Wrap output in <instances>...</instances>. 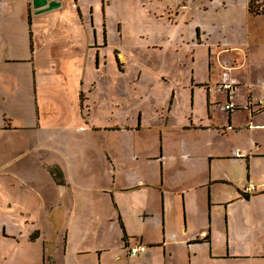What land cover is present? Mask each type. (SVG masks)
<instances>
[{"label": "crops", "instance_id": "crops-1", "mask_svg": "<svg viewBox=\"0 0 264 264\" xmlns=\"http://www.w3.org/2000/svg\"><path fill=\"white\" fill-rule=\"evenodd\" d=\"M58 1L60 6L45 12L50 16L53 10L68 13V26L44 29L33 26L29 31V42L31 39L33 44L29 55L24 45L21 50L16 49L18 34L12 26H7L9 21L3 31L0 30V47L17 51L8 55V60L29 63L21 73L29 79L30 110L27 125L12 126L1 108L0 116L4 120H0V147L4 152H0V158L8 157L3 159L1 169L6 166L10 172L11 161L15 159L17 170L35 169L45 152L55 160L39 168L50 175L46 173L49 180L45 198L52 203L50 209L43 207L46 218L42 215L41 225L29 229L25 223L24 226L16 224L0 207L3 231L11 221L18 235H27L29 244L38 242L36 252H43L46 233L52 231L50 216L60 221L58 212L56 215L49 212L60 210L63 221L50 242L53 250L56 235L61 232L66 237L64 241L56 239L58 254L52 253L53 264L63 261V248L68 244L71 264H109L110 258L125 261V264H229L234 259L242 260L243 264H264V152L258 153L250 147L229 148V142L212 140L214 131L241 130L240 112L233 111L248 108L249 99L264 93V13H253L249 0H173L171 5L167 0H150L151 4H161L153 7L156 11L174 8L177 19L183 17L179 23L177 20L166 23L172 32H164L160 24L157 32L155 28L145 32L146 51H150L152 61L161 64L163 69L154 74L151 90L137 92L135 106L130 109L131 117L124 114L123 121L116 94L109 92L107 102H100V94L86 89V85H95V81H91L93 77L85 82L88 67L105 66L109 56L121 72L122 59L119 58L123 57L110 33L114 27L123 36L125 26L121 13L112 10L110 0ZM24 3L27 5L24 15L33 23L34 16L40 13H35L31 0ZM157 13L156 21L166 22L164 15ZM97 18H100L99 27L95 25ZM205 18L209 21H203ZM217 19L229 21L218 22ZM125 21L131 27L143 25L140 20L134 23L131 15ZM187 28L194 39L187 38ZM139 35L143 37V32ZM39 49L50 52L42 55ZM43 58L54 69L50 71L54 76V91L49 109L55 106V114L66 113V109L69 112L68 123L63 125L48 126L39 117L41 97L36 86L39 74L34 73L33 67ZM57 67H66L62 76H71L69 86L64 88L71 89L68 94L57 85L58 75L61 76ZM254 75L257 79L251 84ZM222 81L234 84L230 94L218 88ZM215 93L222 98L215 97ZM8 96L6 92L0 93V105ZM200 99L204 100V118L198 108L194 110L196 104L200 107ZM63 100H66L65 108H62ZM228 100L238 105L231 112L224 109ZM218 106L227 114L222 123L212 117ZM112 107L114 111L108 113L119 116L114 123L88 122V115L94 110L106 113V109ZM79 117L87 122H80ZM54 129L76 130L83 138H70L67 143L61 138L57 141L52 138ZM144 131L153 134L145 139ZM186 132H193L194 138L188 139L184 136ZM203 135L206 138L203 139ZM52 140L54 144L49 145ZM53 148L64 154L63 164L54 159L58 151ZM89 148H94L92 155ZM234 164L246 168V181L233 180ZM58 167L63 171L62 176L55 173ZM250 183L253 189H247ZM59 185L69 190L68 217L61 207L63 200L58 197ZM232 188L235 195L229 198ZM233 205L241 206L240 217L233 214ZM101 206L106 216L102 221L112 224L108 231L98 235L100 245L105 247L79 246V241L85 237L82 229L85 213ZM67 218L74 226L68 236L64 232ZM117 223L121 232L117 229L114 236L112 232ZM77 224L79 233H76ZM259 224L261 227L257 228ZM136 242L145 244L147 250L128 260L124 257L126 248ZM115 251H123L124 258L115 257ZM113 252V257H109Z\"/></svg>", "mask_w": 264, "mask_h": 264}, {"label": "rangeland", "instance_id": "rangeland-1", "mask_svg": "<svg viewBox=\"0 0 264 264\" xmlns=\"http://www.w3.org/2000/svg\"><path fill=\"white\" fill-rule=\"evenodd\" d=\"M10 1L12 0H0V30L3 31V29L6 27L7 21H9L7 26H12L14 28V31L18 34V36L16 35V39L18 40L19 45L16 46V49L21 50L24 45L25 53L28 55L31 53V48L33 47L31 39L29 42V31L33 30V26L38 29H44L49 26H68L66 20V17H68L69 15L68 13L64 15L58 13V11L56 10H53L50 11L53 12V16H50L47 12H41L40 14L34 16L32 23L31 21L29 22L27 14L24 15L27 9V5L24 3V0H14L17 3H12ZM167 1L169 5H171L173 2V0ZM110 3L113 11L116 9L121 13L123 19L122 22L125 26V31L122 37L119 33L116 32L114 27L110 32L112 38L116 39L118 43V46L116 48L121 51L120 57H123L119 58L122 59L121 72L118 71L120 70L119 68H116V62L112 60L111 56H109V59L107 60V64H105V66H101L99 69H96L94 65H90L88 67V76L85 77V82L87 83V80L90 79V76L93 77L91 81H95V85H92V83L91 86L87 87L86 85V89H90L95 95L100 94V99L98 100L100 102L106 103L107 97L109 96L108 93H115L119 98V108L121 109V112L123 114L122 120L124 121V114H127L128 118L131 117L130 109L135 106V103L137 101V92H148L149 90H151V85H154L151 82L154 74H158L159 71L163 69L161 64H156L152 61L150 51H146V45L144 43L146 38L145 32L147 31V29L153 30L154 28L156 31L158 24H160L164 32L171 31L166 27V23H168L170 20H177L179 23L183 16L177 19L178 13L174 8L165 10L159 8L157 11L164 15L163 20L166 19V22H157L156 18L158 19L159 17L155 16H158V13L153 7H155L156 5L160 6V3L151 4L150 0H110ZM96 5L97 3H95L93 7L96 8ZM153 10H155L156 15H154V13L152 12ZM243 10L245 11L246 9ZM101 12L102 10L98 12L99 15L101 14ZM129 15L133 16L134 23H136L138 20L142 21V27L136 28L128 26L125 18ZM98 19L100 18H97L95 20L96 27H99ZM203 21L209 20L205 18L203 19ZM216 21L224 22L229 20L217 19ZM163 23H165V25H163ZM174 24L177 25V23L175 22ZM141 32H143V37H140L139 35V33ZM186 36L189 39H194L191 36L189 28H187ZM15 52L17 51L0 47V93L6 92L9 95L8 98L3 100L2 105H0V112L2 109L3 111H5L6 120L7 122L11 123L12 126L27 125L30 119L28 97L29 92H27V89H29V79L27 75L21 73L22 68L24 66L28 67L29 63L9 61L7 56L14 55ZM46 52L48 53L50 52V50L39 49V54L43 55ZM113 63H115V65ZM50 67L51 64L46 58H43L40 64H37L36 67H33L34 73L37 75L39 74L36 82V86H38V96L41 97L39 117L41 118V121L45 123V125L51 126L54 123H62L63 125L68 123V110H64L66 111V113L63 114H55V106H52V108L49 109L51 96L54 91V76L52 72H50L54 69H51ZM66 69V67H57L58 72L61 74V76L58 75L57 85L62 91H66L64 90V88L66 89V87H68L70 83L69 78L71 76H62ZM138 75L140 77L139 79H137ZM186 77H188V74L186 75ZM250 83L253 84L255 82H253L252 80V82L250 81ZM210 85L214 86V84L212 83ZM255 90L258 93V85L255 86ZM68 92H71L70 88L66 91L67 94ZM215 97L222 98V95H218L217 93H215ZM254 98H256V96H254ZM199 102L200 107H198V105L196 104L194 110L198 108L201 116L204 118V100L200 99ZM63 104L64 106H62V108H65L66 100H63ZM190 106L191 103L188 102V110H190ZM258 108L259 107H254V109L244 108L233 111L240 112L239 119L243 123L239 126L242 127L241 130H236L229 133H224V130L214 131L212 133V140L215 142H229V148L232 147L235 149L236 147L237 149L241 148L245 150L246 148L250 147L254 151H259L258 153L264 152V111ZM106 111L107 112L104 113L102 110H100L99 112L97 109L94 110V112L88 115V122L95 125L114 123L115 119H118L119 116H117L116 114L110 115L108 113L110 111H114L113 107L110 109H106ZM226 116L227 114L223 111L222 107L219 106L217 107V111L214 110L212 112V117L217 123H222L225 120ZM187 117L189 116L187 115ZM1 119L3 118H1L0 116V120ZM79 121L82 123L87 122L82 117H79ZM143 134V138L149 139L153 132L144 131ZM185 135L190 140L194 138L193 132H186L184 136ZM74 137L83 138L80 133H77L76 130L67 131L54 129V133L52 134V138H56L57 141H59V138H61V140L65 143H67L70 138ZM204 138L206 137L203 135V139ZM1 139L2 138H0V140ZM14 141L17 144V137ZM50 144H54V141H49V145ZM255 144H257L258 146L255 147ZM253 146L255 147V149L253 148ZM53 151H58L54 153V159H56L58 162H62L63 164V162L65 161L64 154L60 153V150L58 148H53ZM0 152H4L2 147H0ZM93 153L94 148H89V155H92ZM6 158L8 157L4 156L3 158H0V201H3L0 203V207L4 208V212L9 216L11 220H15L17 222L16 224L24 226L23 223H25L28 225L29 229H32L34 226L38 227L39 225H41L42 215L46 218V211L43 209V207L46 209H50L52 206L51 201H48L45 198L47 196L48 190L47 186L49 173L47 170L44 171V168L42 170L39 168L42 167L43 163L50 164L51 162H55V160L52 159L51 154L45 152V155H43V159L37 168L24 171L21 169L17 170L18 165L17 160L15 159L14 161H11L10 172H7L6 166H4L3 170L1 169V166L4 164L3 159L5 160ZM232 171L233 172H231V175L235 182L239 183L246 181V168L243 165L234 164ZM55 173L59 176H62L63 171L61 167L56 168ZM51 188H53V184H51V186L49 187L50 192H52ZM55 190L56 188L53 191ZM231 190V192L229 191V198L234 197L235 195L234 189L232 188ZM58 192V197L63 200L61 207L65 208L68 217L70 214V208L68 206L70 194L68 187H61V185H59ZM231 208H234L232 209L233 214H235L237 217H240L242 209L241 206L233 205ZM57 212L60 215V221L57 220L54 216H50L52 221V231H48L46 233L45 242L43 244V252H36L38 242H36L35 244H29L27 243V235H18L17 227L13 225L11 221H8L7 229L4 232L2 229L3 222L2 220H0V264H53L51 257H54L53 254H58L56 239L64 241V238L66 237L65 235L62 236L61 232L57 234L54 241L55 250H53V244L50 242L54 240L55 229L61 228L63 221V212H60V210H53L49 212L52 213V215H56ZM104 212L105 208L104 206H101L94 207L92 208V210L85 213V220L83 219L82 221V229L85 231V237L81 239L82 242L79 241V246L86 245L92 249H94V246L105 247L102 246V244L100 245L101 240L98 239V235L101 232L105 233L106 231H108L112 227V224L110 221H102V219L106 217ZM1 214L2 211L0 210V217ZM72 223L73 221H69L68 218L64 223V232L67 236L69 234L71 235L73 232L74 226L72 225ZM258 227H261V224H259L257 228ZM76 229V233H79L80 231L78 224ZM117 229L119 230V232H121L119 223H117L116 229L114 232H112V235L115 236ZM238 233L240 234V231ZM105 244L108 245L106 242ZM234 245L238 246V244L232 243V246ZM40 248H42V245H40ZM70 251L71 247L69 244L65 248H63V261L60 264H71ZM115 252H113L112 254H108V256L113 257V254ZM116 253L117 254H115V257L116 255H119L121 258H124L123 251H117ZM108 263L125 264V261H116L113 258H110L108 260ZM229 264L243 263L242 260L234 259L230 261Z\"/></svg>", "mask_w": 264, "mask_h": 264}, {"label": "built area", "instance_id": "built-area-1", "mask_svg": "<svg viewBox=\"0 0 264 264\" xmlns=\"http://www.w3.org/2000/svg\"><path fill=\"white\" fill-rule=\"evenodd\" d=\"M251 2V8H252V12L256 13V14H260V13H264V0H250ZM256 75H254L252 77L253 81H256ZM264 84V82H263ZM234 84L232 85L229 81H222L219 85L218 88H220L221 90L226 91L227 93L230 94V90H233ZM247 107L249 109H254V107H259L258 109L263 110L264 109V93H262L260 96H258L257 98H251L247 101ZM238 105L232 101V100H228L225 104H224V109L227 112H231V110H234L235 108H237ZM254 185L252 183H250L247 187V189H253ZM147 250V246L145 244H143L142 242H136L132 245H128L126 248V253L125 256L128 260H131L132 258H134L135 256H137L140 252L146 251Z\"/></svg>", "mask_w": 264, "mask_h": 264}, {"label": "water", "instance_id": "water-1", "mask_svg": "<svg viewBox=\"0 0 264 264\" xmlns=\"http://www.w3.org/2000/svg\"><path fill=\"white\" fill-rule=\"evenodd\" d=\"M32 8L35 13L45 12L61 5L58 0H31Z\"/></svg>", "mask_w": 264, "mask_h": 264}, {"label": "trees", "instance_id": "trees-1", "mask_svg": "<svg viewBox=\"0 0 264 264\" xmlns=\"http://www.w3.org/2000/svg\"><path fill=\"white\" fill-rule=\"evenodd\" d=\"M248 6H249V9H250L251 11H253L252 8H251V2H250V0H249V2H248Z\"/></svg>", "mask_w": 264, "mask_h": 264}]
</instances>
